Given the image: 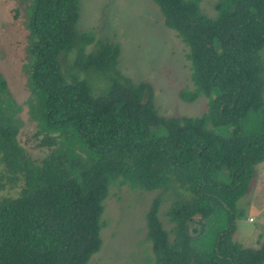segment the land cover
Segmentation results:
<instances>
[{
  "label": "trees",
  "instance_id": "1",
  "mask_svg": "<svg viewBox=\"0 0 264 264\" xmlns=\"http://www.w3.org/2000/svg\"><path fill=\"white\" fill-rule=\"evenodd\" d=\"M17 1L28 96L17 103L0 72V164L22 181L0 198V264H87L114 182L158 191L144 216L152 264H264V239L232 240L264 160V0H217L213 16L200 0H152L188 49L193 90L179 97L207 99L197 117L161 115L152 85L118 70V44L77 27L79 0Z\"/></svg>",
  "mask_w": 264,
  "mask_h": 264
},
{
  "label": "rangeland",
  "instance_id": "2",
  "mask_svg": "<svg viewBox=\"0 0 264 264\" xmlns=\"http://www.w3.org/2000/svg\"><path fill=\"white\" fill-rule=\"evenodd\" d=\"M217 0H200L203 13L213 16ZM77 27L94 31L96 38L110 39L120 48L118 70L133 82L148 81L153 87L154 102L161 115L201 116L207 110V99L197 97L184 101L179 91L193 90L187 47L175 31L168 28L158 5L152 0H79ZM24 4L17 0H0V72L17 103L28 96L22 70L25 59L26 29ZM90 45L87 49H90ZM264 65V50L261 53ZM264 104V91H263ZM22 133L32 130L33 122L26 110L21 113ZM254 116L245 122L255 129ZM22 138V137H21ZM0 164V198L18 196L22 181L10 182ZM185 196L188 193L180 189ZM158 191L132 189L126 184L111 183L103 202L100 230L101 246L87 264H152L149 243L145 240V212ZM171 200L166 196L159 208L163 225L170 229L164 213ZM233 241L242 247H258L264 239V160L255 166L248 193L237 202ZM196 232L194 222L188 224Z\"/></svg>",
  "mask_w": 264,
  "mask_h": 264
}]
</instances>
